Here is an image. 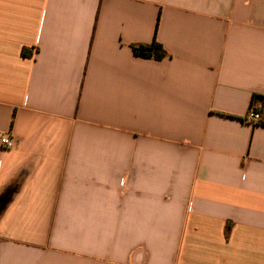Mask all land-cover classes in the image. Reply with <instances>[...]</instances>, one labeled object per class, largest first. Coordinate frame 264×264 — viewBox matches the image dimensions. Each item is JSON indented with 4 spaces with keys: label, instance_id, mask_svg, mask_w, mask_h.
Returning a JSON list of instances; mask_svg holds the SVG:
<instances>
[{
    "label": "crops",
    "instance_id": "0c3cea01",
    "mask_svg": "<svg viewBox=\"0 0 264 264\" xmlns=\"http://www.w3.org/2000/svg\"><path fill=\"white\" fill-rule=\"evenodd\" d=\"M1 133L0 264H264V0H0Z\"/></svg>",
    "mask_w": 264,
    "mask_h": 264
},
{
    "label": "trees",
    "instance_id": "16d2710c",
    "mask_svg": "<svg viewBox=\"0 0 264 264\" xmlns=\"http://www.w3.org/2000/svg\"><path fill=\"white\" fill-rule=\"evenodd\" d=\"M132 48L134 53L139 57L153 58L156 60H163L167 57V52L163 46L157 42L156 38L150 44H135ZM23 54H28L27 49L23 50Z\"/></svg>",
    "mask_w": 264,
    "mask_h": 264
},
{
    "label": "built area",
    "instance_id": "2783aa9c",
    "mask_svg": "<svg viewBox=\"0 0 264 264\" xmlns=\"http://www.w3.org/2000/svg\"><path fill=\"white\" fill-rule=\"evenodd\" d=\"M247 120L253 125H257L261 122V113L255 105H252V107L250 108L247 115ZM0 141L3 149H10L14 145V139L9 133H1Z\"/></svg>",
    "mask_w": 264,
    "mask_h": 264
}]
</instances>
